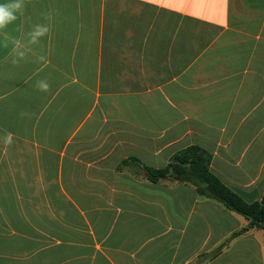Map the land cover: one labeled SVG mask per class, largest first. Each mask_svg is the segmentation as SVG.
Wrapping results in <instances>:
<instances>
[{
    "label": "crops",
    "instance_id": "obj_1",
    "mask_svg": "<svg viewBox=\"0 0 264 264\" xmlns=\"http://www.w3.org/2000/svg\"><path fill=\"white\" fill-rule=\"evenodd\" d=\"M26 5L8 34L51 31L45 63L0 47V264H264V230L145 170L198 146L263 199L264 0Z\"/></svg>",
    "mask_w": 264,
    "mask_h": 264
},
{
    "label": "trees",
    "instance_id": "obj_2",
    "mask_svg": "<svg viewBox=\"0 0 264 264\" xmlns=\"http://www.w3.org/2000/svg\"><path fill=\"white\" fill-rule=\"evenodd\" d=\"M212 155L198 146L189 147L177 153L164 169L145 167L148 180L158 183L168 177L181 183L196 187L202 197L210 198L222 204L228 210L244 217L248 226L234 236L243 235L251 230H264V196L261 201L246 202L239 194L226 186L211 171Z\"/></svg>",
    "mask_w": 264,
    "mask_h": 264
},
{
    "label": "clouds",
    "instance_id": "obj_3",
    "mask_svg": "<svg viewBox=\"0 0 264 264\" xmlns=\"http://www.w3.org/2000/svg\"><path fill=\"white\" fill-rule=\"evenodd\" d=\"M26 6V0H6L0 3V47L8 49L11 45L7 59L14 66L28 61L30 55L35 56L36 63H45L47 59L45 55L37 54L34 46L41 45L44 38L48 36L51 31L50 23H31L26 20L29 23L28 30L18 38L11 37L6 31L9 25L25 16ZM34 87L41 92H48L51 85L47 79H39L36 80ZM20 115L23 117L28 114L21 112ZM11 137L12 134L9 133L5 137V142L10 143Z\"/></svg>",
    "mask_w": 264,
    "mask_h": 264
}]
</instances>
